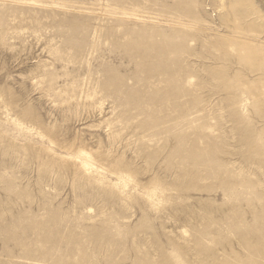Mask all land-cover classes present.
Returning a JSON list of instances; mask_svg holds the SVG:
<instances>
[{"label": "rangeland", "instance_id": "1", "mask_svg": "<svg viewBox=\"0 0 264 264\" xmlns=\"http://www.w3.org/2000/svg\"><path fill=\"white\" fill-rule=\"evenodd\" d=\"M253 4L0 0V264H264Z\"/></svg>", "mask_w": 264, "mask_h": 264}, {"label": "bare ground", "instance_id": "2", "mask_svg": "<svg viewBox=\"0 0 264 264\" xmlns=\"http://www.w3.org/2000/svg\"><path fill=\"white\" fill-rule=\"evenodd\" d=\"M250 1H252L255 5H257V7L260 9V12L262 13V12H264V0H250ZM8 2V1H7ZM254 4H253V6H254ZM49 8V7H48ZM60 8V7H59ZM127 15V14H126ZM133 17V16H132ZM130 18V17H129ZM126 19V18H125ZM132 19V18H131ZM150 21V20H149ZM152 22V21H151ZM232 38H234V37H232ZM235 39H238V38H235ZM239 40V39H238ZM247 42V41H246ZM83 163H84V161H82ZM86 162V161H85ZM86 165V164H85ZM91 165V164H90ZM87 167H88V163H87V165H86ZM80 168V167H79ZM84 169H85V167H84ZM84 173V172H83ZM86 174V173H85ZM118 177V176H117ZM121 178V177H120ZM128 182V181H127ZM75 256V255H74ZM76 256H78V255H76ZM79 256H81V255H79Z\"/></svg>", "mask_w": 264, "mask_h": 264}]
</instances>
